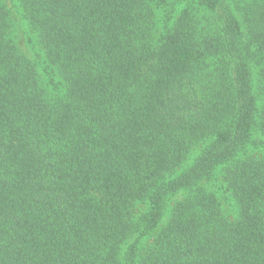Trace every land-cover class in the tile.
<instances>
[{
  "label": "trees",
  "instance_id": "obj_1",
  "mask_svg": "<svg viewBox=\"0 0 264 264\" xmlns=\"http://www.w3.org/2000/svg\"><path fill=\"white\" fill-rule=\"evenodd\" d=\"M12 1L33 40L0 0V264H264V0Z\"/></svg>",
  "mask_w": 264,
  "mask_h": 264
},
{
  "label": "rangeland",
  "instance_id": "obj_2",
  "mask_svg": "<svg viewBox=\"0 0 264 264\" xmlns=\"http://www.w3.org/2000/svg\"><path fill=\"white\" fill-rule=\"evenodd\" d=\"M3 1L6 5V7L8 8V10L10 11L12 21L14 20V22H15V25H14L15 31L14 30L13 31L15 32V36H16V38H15L16 46L22 54L29 55V47H30L29 42L31 40H33V36L30 33L31 38L28 39L29 34H28V31H26V27H28L27 22L25 20L21 19V17L19 16V12H18V11H20V9H19V7L15 8L13 6L14 2L12 0H3ZM187 4H188V6H187ZM184 9H189V10H191L192 13H195L196 15H206L207 14L206 10L200 8L195 3H193L192 1H189V0H185L184 3H182V6H181L179 12L181 10H184ZM192 10H194V11H192ZM155 11H156V14L154 16V21L156 24V29H155L153 39H152L153 47L158 46L163 41L165 32L168 30L167 28H169V25H170V22L164 21L165 16L161 10L156 9ZM259 69H260V67H257V69L253 73V78L255 80L258 79ZM41 82L48 89V98L53 100V99H56L57 97H59L60 94L62 95V82H59L58 78L53 77L52 79L48 80L45 77H42ZM57 83H59V85ZM56 88H58L60 90V92H58L56 90ZM257 156L260 157L261 154H257ZM189 162L190 161H187V164ZM164 182H166V181H163V183ZM218 183H220V179L215 182V180L212 178L206 184L207 191L213 193L216 196V198L221 202L223 209L225 210V213L228 215V217L233 218L234 217V210H232L233 206H232V201L230 199L229 193L224 189V187H222ZM183 198H184V194H178L177 196L170 198L169 201L167 202V210H170L175 202H177ZM144 210H145V206H142V205L137 206L134 210L135 217H138L140 213L144 212ZM165 222H166V218H163V221L159 224L158 228H160V226H162ZM132 240H133V238L131 240H129L128 242L130 243ZM149 244H150L149 239H147L145 242H143L144 247L148 246Z\"/></svg>",
  "mask_w": 264,
  "mask_h": 264
}]
</instances>
